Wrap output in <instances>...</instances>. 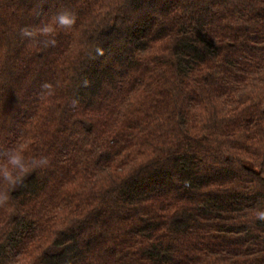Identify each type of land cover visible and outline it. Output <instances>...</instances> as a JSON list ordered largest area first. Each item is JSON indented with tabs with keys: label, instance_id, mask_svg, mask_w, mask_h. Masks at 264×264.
I'll list each match as a JSON object with an SVG mask.
<instances>
[{
	"label": "trees",
	"instance_id": "trees-1",
	"mask_svg": "<svg viewBox=\"0 0 264 264\" xmlns=\"http://www.w3.org/2000/svg\"><path fill=\"white\" fill-rule=\"evenodd\" d=\"M17 144L49 163L0 207V264H264V0H0Z\"/></svg>",
	"mask_w": 264,
	"mask_h": 264
},
{
	"label": "clouds",
	"instance_id": "clouds-1",
	"mask_svg": "<svg viewBox=\"0 0 264 264\" xmlns=\"http://www.w3.org/2000/svg\"><path fill=\"white\" fill-rule=\"evenodd\" d=\"M76 22L73 14L65 11L52 15L47 22H42L36 27H23L20 36L30 42L48 47L55 45L54 36L57 29L71 28ZM50 89L51 85L45 83L41 86ZM47 157L28 156L27 148L23 144H17L7 149L0 150V207L8 204L11 192L15 191L22 180L38 169L48 165ZM253 219L264 222V210L254 209Z\"/></svg>",
	"mask_w": 264,
	"mask_h": 264
}]
</instances>
